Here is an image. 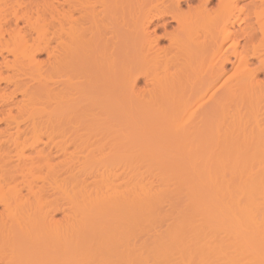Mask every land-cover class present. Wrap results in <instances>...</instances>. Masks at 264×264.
Wrapping results in <instances>:
<instances>
[{
	"label": "bare ground",
	"instance_id": "1",
	"mask_svg": "<svg viewBox=\"0 0 264 264\" xmlns=\"http://www.w3.org/2000/svg\"><path fill=\"white\" fill-rule=\"evenodd\" d=\"M208 1L0 0V264H264V0Z\"/></svg>",
	"mask_w": 264,
	"mask_h": 264
},
{
	"label": "rangeland",
	"instance_id": "2",
	"mask_svg": "<svg viewBox=\"0 0 264 264\" xmlns=\"http://www.w3.org/2000/svg\"><path fill=\"white\" fill-rule=\"evenodd\" d=\"M246 1L248 2V0H241L240 3H244V2H246ZM195 2H197V0H193V3H195ZM207 6H208V8H209V7H210V8L215 7V6H216V0H210V1H208V2H207ZM211 6H212V7H211ZM23 7H24V6H23ZM23 7H22V8H23ZM24 8H25V7H24ZM24 8H23V9H24ZM25 10H26V9H25ZM13 19H14V18H13ZM13 19H11V20H13ZM11 20L9 21L10 24H12V23L14 22V20H13L12 22H11ZM18 21H19V20H18ZM17 23H18V22H17ZM19 23H20V21H19ZM20 24H22V22H21ZM13 25H14V23H13ZM13 25H12V26H13ZM18 26H21V25L18 24ZM21 28H22V27H21ZM23 28L26 30V27H23ZM23 28H22V31L24 30ZM160 28H161V27H160ZM25 30H24V32H25ZM28 30H29V29H27V31H28ZM157 30H158L157 33H159L160 31H162V29H159V28H158ZM159 30H160V31H159ZM27 31L25 32V34H30V33H31L30 30L28 31L29 33H27ZM24 32H23V33H24ZM141 81H142V79L140 78V79L138 80V85L141 83ZM0 123H1V122H0ZM1 126H2V123L0 124V127H1Z\"/></svg>",
	"mask_w": 264,
	"mask_h": 264
}]
</instances>
